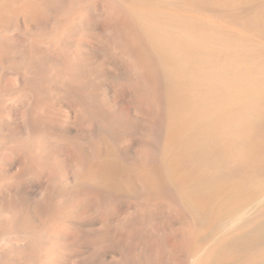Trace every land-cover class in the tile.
Wrapping results in <instances>:
<instances>
[{
  "label": "bare ground",
  "instance_id": "6f19581e",
  "mask_svg": "<svg viewBox=\"0 0 264 264\" xmlns=\"http://www.w3.org/2000/svg\"><path fill=\"white\" fill-rule=\"evenodd\" d=\"M236 1L99 0L102 18L108 25L103 49L120 60L142 87L138 92L139 101L144 105L146 118L153 122L150 139L141 150L142 158L144 161L156 158L157 163L154 168L144 164L133 172H123L113 159L106 158L94 165L88 155L78 151L76 171L69 176L59 171L62 164L53 161V158L52 163H48V157L43 154L46 135L42 126L45 120L53 119L50 102L56 91L54 78L79 97L85 94L87 82L81 72L84 63L78 36L82 33L88 10L77 0H69L67 5L59 8L55 6L54 11L51 10L50 0H0V26L7 20V14L16 10L22 11L29 20L37 21L47 15L56 19L49 33L38 34L26 41L22 62L14 56V42L0 40V68L6 65L15 71L16 78L21 82L16 97H20V92L28 97L27 107L22 113L28 136L26 142L12 148V151L17 150L22 155L21 173L36 176L39 171L46 168L51 171L52 168L55 174L52 184L39 193V198L35 195L17 204L13 200L1 213L0 264H53L55 258H63L59 254L63 246L60 233L70 226H88L94 222V216L83 209L84 199L79 200L82 204L75 201L77 191L69 187L65 194L59 193L61 189L56 188L65 187L64 183L80 184L81 179H88L109 187L111 192L133 194L139 186L144 199L138 204L139 208L122 222L123 227L132 229L148 221L151 203L165 200L166 191L174 196L165 200L172 211L179 209L184 202L194 203L190 207L192 212L204 211L210 217L222 210L238 207L264 189V178L260 176L264 172V65L257 66L259 70L255 69L259 74L257 79L248 78L253 71L241 56V64L234 68L228 66L229 50L213 46L222 31L178 12L182 9L178 6L184 4L212 9ZM255 8L250 4L247 7ZM46 18L48 21L49 18ZM48 51L57 57L56 68L48 62ZM65 73L68 77L62 78ZM17 81L11 80L14 83ZM3 98L0 82V106ZM120 110L119 115L126 121L129 111ZM109 125L100 126L107 134L117 138L120 133ZM106 139L101 132L95 134L90 143L92 152L98 154L99 144ZM55 190L59 191L57 195ZM113 194L100 196L95 203L96 210L108 209L110 214L117 213ZM253 218H242L243 222L233 224L231 231L237 230V233L218 239L194 263L221 264L241 256L243 261L241 259L240 264H255L264 249V221L258 222L256 217ZM249 224L250 229L244 230V225L248 227ZM186 228L185 245L190 252L198 243L199 228L193 221ZM96 258L94 253L81 264H99ZM131 259L125 257L122 262L137 264ZM233 260V263L238 261ZM71 264L80 263L73 260Z\"/></svg>",
  "mask_w": 264,
  "mask_h": 264
},
{
  "label": "rangeland",
  "instance_id": "374dc122",
  "mask_svg": "<svg viewBox=\"0 0 264 264\" xmlns=\"http://www.w3.org/2000/svg\"><path fill=\"white\" fill-rule=\"evenodd\" d=\"M68 1L50 0L52 3L51 10L54 11L55 6L59 8L67 5ZM77 1H79V5L88 10L82 25V33L78 36L82 46L80 56H82L84 63L81 72L87 82V90L85 89V94L79 97L73 90L68 89L59 82L58 78H54L56 91L52 94L50 102V114L53 119L51 121L45 120L44 126H42L43 131H46H44L46 136L43 139L45 147L43 154L48 157V163H52L51 158H53V161L60 165L62 164L61 168L58 166L60 168L59 171L69 176H73L76 171L75 158L78 151H83V153L88 155L90 163L94 165L104 159L106 160V158L107 160L113 159L115 163L123 168V172L125 170L126 172H133L135 168H141L144 164L147 167L154 168L157 163L156 158H151L148 161H144L142 158L141 150H143L145 143L150 139L149 131L153 128V122L146 118L144 105L139 101L138 92H141L142 87L136 82L133 73L120 60L112 55L110 56L109 53H106V49H103L108 25L102 18L103 12L99 0ZM247 4L255 5L256 8L247 9ZM180 6H178V9L182 8L183 10L179 9L178 12L182 16L197 18L210 25L214 30L217 31L219 29L218 31H222L213 46L217 49L218 47L219 49L223 48V51L229 50L230 55L232 53L231 56L229 55L228 66L236 67L241 64L243 61L241 57H243L246 59V64H248L251 72L253 71L248 78H259L256 70H259L258 67L264 65V0H237L228 5L212 9L195 6L193 8L192 5L188 4ZM7 15V20L0 26V40L3 39L10 43L14 42L13 44L16 47L14 56L18 62L23 61L22 52L26 41L38 34L45 35L49 33L56 21L51 15L46 16L49 19L43 17V19H39L40 21L37 20L38 22L34 19L29 20L20 10ZM46 56L47 59H50L48 60L49 64L51 66L56 65V68L58 60L54 53L48 51ZM68 74L71 75L70 73ZM16 77L17 75L13 69L6 65L1 66L0 82L4 98L0 106V218L1 213L11 201L14 200L13 202L17 204L22 200H29L35 195H38L37 198H39V193L44 189H48L55 175L52 168L51 171L50 168H46L45 171H39L40 173L36 176L23 175L21 173L23 166L22 155L17 150L12 151V148L17 147L20 142H26L25 139L28 136L22 117V113L28 104V97L22 92L19 93L20 97H16L21 84ZM63 77L67 78V73L62 74ZM12 79H17V83L11 82ZM133 84L135 85L133 86ZM120 109L129 111V118L126 121L119 115L118 111H121ZM100 125H109L114 130L116 129L120 135L117 138L112 135V138L111 134H107L105 130L103 131ZM100 132L107 139L99 144L98 154H95L92 152L91 138L95 134H100ZM260 176L261 179L264 178L263 171ZM257 178L260 179V177ZM81 180L80 184L75 183L76 185L64 183L65 187L56 188L62 191L55 190V194L56 192L65 194L67 189L70 188L77 191L78 195L75 197V201L79 202V200L84 199L83 209L94 216V222L88 226H70L60 233V235L62 234L60 243L63 246L60 248L59 254L63 258H55L56 260L53 264H71L73 260H77L81 264L83 260H87L94 253L97 254L96 262L99 264H123L122 261L125 257H131V260L137 264H195L194 262L199 256H202L218 239L226 236L228 238V236L231 237L232 234L237 233V230L236 232L231 231V229L233 230V227H231L233 224H238L253 217H256L258 222L264 221V205H261L262 202L264 204V189L255 194L256 196L249 197L248 201L245 200L238 207L229 209V211H225L226 209L222 210L217 215L210 217L204 211L203 213L196 212V210L192 212L190 207L194 203L190 205L184 202L179 209L172 211L165 200L166 198H171L173 194L170 191H164L166 193L165 200L151 203L148 221H144L143 224L135 226L133 229L127 228L122 226V222L139 208L141 201L144 199L139 186L136 187V193L134 194L126 191L116 192L113 190L111 192L109 187L101 183L88 181V179ZM105 193H114V205L117 213L110 214L108 209L96 210L95 203ZM79 203L82 204V201ZM187 204L190 205L188 209L185 207ZM195 207L196 209L198 208L197 206ZM198 210L200 211V209ZM200 214L202 215L200 216ZM216 216H219V218ZM211 217H214V221L211 220ZM215 218L217 219L215 220ZM242 218L245 219L242 220ZM203 220L207 223L203 224ZM190 221L197 225V229L199 228V239L194 247L195 250L193 249L189 252L186 249L185 238L188 234L186 227ZM207 224L208 226H206ZM200 227L205 228L202 230ZM250 227V224L248 227L244 225L243 229L247 230L246 228L250 229ZM92 231L93 233H91ZM203 231L204 233H202ZM262 248H264V242ZM263 256L264 249L261 257L255 260V264H264ZM233 259L239 262H235ZM241 259V256H237L232 258L234 263L231 259H227L230 262L226 260L221 264H226L225 262L240 264L242 263Z\"/></svg>",
  "mask_w": 264,
  "mask_h": 264
}]
</instances>
